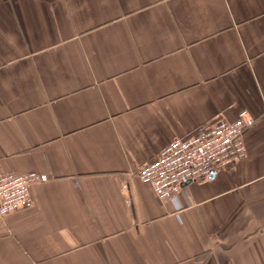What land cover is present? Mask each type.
<instances>
[{"label": "crops", "instance_id": "crops-1", "mask_svg": "<svg viewBox=\"0 0 264 264\" xmlns=\"http://www.w3.org/2000/svg\"><path fill=\"white\" fill-rule=\"evenodd\" d=\"M242 109L244 158L165 201L140 181ZM32 170L0 264H264V0H0V173Z\"/></svg>", "mask_w": 264, "mask_h": 264}, {"label": "built area", "instance_id": "built-area-1", "mask_svg": "<svg viewBox=\"0 0 264 264\" xmlns=\"http://www.w3.org/2000/svg\"><path fill=\"white\" fill-rule=\"evenodd\" d=\"M255 120L242 109L233 121H209L189 135L176 136L155 160L140 167L137 176L151 185L160 200L170 199L182 185L207 179L215 171L244 158L247 155L245 133ZM48 178V173L36 170L0 173V218L31 207V186ZM122 189L129 190L127 182L122 184Z\"/></svg>", "mask_w": 264, "mask_h": 264}]
</instances>
